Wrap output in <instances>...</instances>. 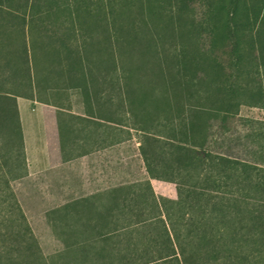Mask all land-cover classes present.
<instances>
[{
    "label": "rangeland",
    "instance_id": "374dc122",
    "mask_svg": "<svg viewBox=\"0 0 264 264\" xmlns=\"http://www.w3.org/2000/svg\"><path fill=\"white\" fill-rule=\"evenodd\" d=\"M167 2L0 0V94L10 98V117L0 143V217L17 219V211L6 209L16 201L31 229L22 230L26 237L15 243L16 264L77 262L58 237L68 238L72 230L55 228L56 219L95 217L98 227L87 231L101 228L100 212L88 206L52 214L77 198L91 196L86 197L87 190L80 188L83 179L78 170L65 174L62 188L54 186L49 174L29 177L16 98L33 99L37 93L38 99L47 100L40 83L60 86L57 72L62 68L69 72L66 86L74 81L69 75L79 72L75 80L83 85L98 81L104 87L106 122H112L113 103L114 123L120 132L119 147L111 149L108 130L114 128L117 143V127L106 124L101 195L147 181L140 152L143 138L157 134V126L168 118L197 110L204 105V93L213 94L212 87L223 81V69L210 50L208 35L199 28L198 11L172 14L165 7ZM38 67H50L52 75L37 77ZM95 71L99 78L93 76ZM198 78L205 82L199 83ZM233 112L247 121L241 132L264 127V110L245 104ZM25 170L27 176L19 179ZM151 186L156 196L169 200L203 203L207 198L206 192L168 182L151 180ZM94 196L92 201L98 204L100 198Z\"/></svg>",
    "mask_w": 264,
    "mask_h": 264
},
{
    "label": "trees",
    "instance_id": "16d2710c",
    "mask_svg": "<svg viewBox=\"0 0 264 264\" xmlns=\"http://www.w3.org/2000/svg\"><path fill=\"white\" fill-rule=\"evenodd\" d=\"M166 4L172 14L198 11L223 81L213 94L204 93L197 110L168 118L157 134L143 138L147 181L99 194L98 204L92 196L52 212L88 206L100 212L98 231H87L98 227V219L83 215L53 225L72 230L68 238L58 237L74 264H264V127L241 132L247 121L233 112L245 104L264 110V0ZM9 99L0 94V143ZM26 176L25 170L19 179ZM151 180L201 190L206 201L156 196ZM7 206L19 217H0V264H16L15 243L31 229L16 201Z\"/></svg>",
    "mask_w": 264,
    "mask_h": 264
},
{
    "label": "crops",
    "instance_id": "0c3cea01",
    "mask_svg": "<svg viewBox=\"0 0 264 264\" xmlns=\"http://www.w3.org/2000/svg\"><path fill=\"white\" fill-rule=\"evenodd\" d=\"M50 69L38 67L35 74L48 77L53 72ZM68 73L65 68L59 69L57 75L61 79L57 88L40 83V91L47 94V100L38 99L37 93L33 99L16 98L24 155L30 178L49 174L54 186L62 188L60 182L67 179L65 174L78 170L83 179L80 188L87 190L86 197H92L99 194V188L102 192L105 188L106 124L117 127V143H114V128L108 130L111 149L119 147L120 126L114 123L113 103L112 122H106L104 87L98 81L91 86L83 85L75 80L79 72L69 75L76 84L66 86L64 78ZM93 76L99 78L100 74L95 71Z\"/></svg>",
    "mask_w": 264,
    "mask_h": 264
}]
</instances>
